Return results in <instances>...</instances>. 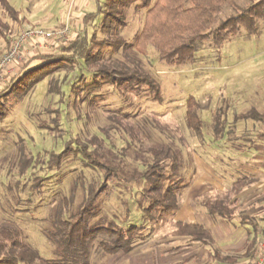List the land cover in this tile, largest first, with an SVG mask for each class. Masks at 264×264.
<instances>
[{
    "label": "rangeland",
    "instance_id": "1",
    "mask_svg": "<svg viewBox=\"0 0 264 264\" xmlns=\"http://www.w3.org/2000/svg\"><path fill=\"white\" fill-rule=\"evenodd\" d=\"M65 2L11 0L25 22L20 27L7 20L14 29L10 39L26 25L48 31L65 28L50 25L59 15L53 12H61ZM136 5L137 2L126 9L124 26L106 34L108 40L121 39L126 45H91V52L101 50L96 64L103 69L115 64L131 69L140 67L157 83L160 98L154 100L146 86H136L132 81L120 83L106 73L92 76L87 70L94 69L89 67L82 71L83 81L76 82L80 91L72 92L69 83L77 79L80 64L73 69L65 67L52 79L44 77L17 103L9 95L1 98L0 102L9 106V113L0 120V229L15 230L20 240L50 258L54 248L46 234L52 231V223L61 216L68 218L82 206L90 190L98 189L104 182L102 172L91 164L86 150L94 161L117 167V178L105 181L111 192L97 199L96 215L90 222L100 226L141 227L134 240L140 244L131 253L105 254L95 248L103 236L96 237L88 245L89 264H122L134 253L142 255L138 264H170L174 260H180L176 264H218L216 256H229V250L234 252L248 242L249 238L243 234L248 237L253 229L243 224L239 216L231 222L211 219L199 205L200 197H222L232 202L236 212L244 211L245 217H261L264 221V190H260L263 198L250 206L239 204L228 192L234 179L243 175L252 180L245 189L256 185L259 179L258 188L264 184L263 175L252 176L246 170L259 162L256 157L258 149L264 147V140L257 135L264 132V124L237 118L251 109L264 115V21L256 22L254 33L241 29L217 46L211 41L201 43L194 61L176 68L160 63L152 47H148L145 55L134 51L132 45L144 19V10ZM63 12L65 18V9ZM229 14L231 10L224 8L217 19ZM97 39L103 40L105 35L98 33ZM4 48L0 40V51ZM81 64H85L84 60ZM50 80L61 94H48ZM93 82V90L87 91L85 83ZM188 97H193L201 107L203 141L185 124ZM219 108L225 112V129L230 131L226 135L228 141L223 143L213 139L211 130L213 113ZM56 111H60L58 123L53 122ZM150 147L168 152L162 171L166 179L163 186V182L160 184L162 191L177 183L181 206L189 199V192L196 195L197 187L203 192L191 200L196 212L211 219L209 225L216 226L225 237L236 233L233 238L216 240L212 235L205 245L188 238L176 240L170 235L176 222H197L179 218L181 207L166 215L160 209H155L151 217L144 214V208L155 195L147 192L150 183L134 180V175L151 163ZM236 147L251 149L240 154L235 153ZM65 149L68 151L59 166L48 168L49 155ZM27 156L33 159L30 167L23 162ZM171 165L175 166L173 170ZM227 244L235 247L223 248ZM159 245L162 249L174 247L171 255L160 254ZM150 247H154L153 251ZM244 252L245 248L239 252L237 264H253V259L243 257Z\"/></svg>",
    "mask_w": 264,
    "mask_h": 264
},
{
    "label": "trees",
    "instance_id": "2",
    "mask_svg": "<svg viewBox=\"0 0 264 264\" xmlns=\"http://www.w3.org/2000/svg\"><path fill=\"white\" fill-rule=\"evenodd\" d=\"M10 1L0 0V40L4 42L5 48L14 33V29L7 20L20 27L25 22L20 11L16 10ZM136 2L135 7L144 10V19L132 45L134 51L145 55L148 47H152L157 53L158 61L168 67L178 68L192 63L195 53L200 48L201 43L205 41H211L217 46L236 36L241 29L248 33H254L257 27L256 22L264 21V0H96V11L86 14L83 18L84 33L69 42L57 55H36L29 59L20 70H17L14 76L10 77L8 84L0 90V100L9 95L14 98V103H17L32 90L36 82L46 76L52 79L55 73L64 70L65 67L73 69L76 64H80L81 70L77 74V79L69 83L72 85V92L80 91L76 82L77 80L83 81L85 76L82 71L89 67L94 69L93 71L87 70L93 74L92 76L106 73L113 77L112 80L114 78L119 79L120 83L132 81L136 86H146L148 92L152 94V98L154 100L159 99L160 89L157 83L140 67L136 66L131 69L127 65L115 64L111 68L103 69L100 64H96L100 58L101 50L97 48L95 52H91V45L101 44L109 47L126 45L121 39L108 40L106 34H110L112 31L117 32L125 25V11ZM224 8H229L231 14L218 20L217 18ZM97 20L99 23L94 25ZM88 26L93 27L90 35L87 32ZM98 33L105 35V39L99 41L97 39ZM83 60L85 64L82 65L81 61ZM94 85L93 82L85 83L84 86L87 91H90L93 90ZM58 92L61 94L57 87H52L50 80L48 94H59ZM200 108L193 97L187 98L185 124L200 141H203L202 128L204 124L200 117ZM8 113L9 106L0 102V120L4 119ZM56 114L54 123H58L60 111H56ZM237 118L254 120L264 124V115L256 109H251ZM211 130L214 140L222 143L228 141L226 135L230 131L225 129L223 108H219L213 113ZM257 137L259 140H264V132L259 133ZM250 149L251 147H246L239 150L236 147L235 153L241 154ZM67 151L68 149L59 154L51 153L47 167H58L61 157ZM84 152L91 160V164L100 169L104 182L99 185L98 189L90 190L82 206L70 214L68 218L62 219L61 216L52 223V231L46 234L54 248L52 256L48 258L41 255L29 244L20 240L15 230L0 229V264H89L88 245L98 236H103V238L96 242L95 248L108 255L118 252L129 253L140 244L134 241L138 235V230H141L139 225L118 227L112 224L100 226L90 222L96 215L95 202L97 199L111 192V189L108 191L106 182L109 179L117 178V167L110 168L102 165L94 161L86 150ZM148 153L152 159L151 163L142 168L141 172H138L139 175H134V180L150 183L151 187L147 189V192L151 191L155 195L143 212L146 216L148 215L147 217H151L155 209H160L161 214L166 215L180 207L178 201L180 188L177 183H174L169 184L162 191V186L166 181L162 171L163 166H165L164 160L169 158L168 152L166 153V150L161 148L150 147ZM173 159L176 160V158ZM24 160L25 166L30 167L33 159L27 156ZM172 166L171 169L173 170L175 166ZM251 181L247 175L234 179L228 189L233 200L243 192ZM161 183L162 186L160 187ZM198 203L211 219L221 218L231 222L239 216L243 224L247 223L252 226L253 236L248 241L243 257H249L253 259V262L255 245L259 236L256 219L245 217L242 213L244 211L236 212L231 205L232 202H227L219 196H202ZM170 235L174 238H188L204 245L212 237L205 225L181 221L173 225ZM215 259L219 261L218 264H237V257L225 256L221 258L217 255Z\"/></svg>",
    "mask_w": 264,
    "mask_h": 264
},
{
    "label": "crops",
    "instance_id": "3",
    "mask_svg": "<svg viewBox=\"0 0 264 264\" xmlns=\"http://www.w3.org/2000/svg\"><path fill=\"white\" fill-rule=\"evenodd\" d=\"M103 1V0H102ZM64 8H61V12H53L54 14H59L57 15V21L55 23H51L47 22L48 24H50L51 26H65V27H69L68 31L69 34L71 33V37H68V42L63 43L61 41H53V40H37L35 42L30 43L28 45H26L23 49V55H22V60L18 61L17 63H14L11 67H10V77L14 76L15 73L17 72V70H20L21 67H23L26 62L31 59L32 57H35L36 55H57L60 50L65 47L69 42L75 40L77 38V36H79L80 34L82 35V33H84V25H83V18L86 14H90L96 11L97 9V3L96 0H66V2L63 4ZM65 9V18L62 15ZM60 12V13H59ZM55 17V16H54ZM56 18V17H55ZM99 20H97L94 25H96L98 23ZM25 27H30L28 25L24 26ZM40 28V27H39ZM93 27L92 26H88L87 28V32L90 35V33L92 32ZM3 50V49H2ZM1 50V51H2ZM0 51V53H1ZM10 79V78H9ZM5 87V86H4ZM3 88L2 85H0V90ZM258 149V148H257ZM258 150H260L259 155L256 157L258 158L257 163L252 164L251 166H248L246 168V170L252 175L255 176L256 174H260L264 176V147L259 148ZM260 180V179H259ZM258 180V182L256 183V185L244 189L243 192L235 199L238 201V203L240 204H247V205H252L253 203H255L257 200H261L263 198V195H260V190H264V184L258 188V185H260V181ZM191 188L194 189V187L192 186ZM195 191H196V195H191L189 192V199H187L183 205H181V215L179 216V218L181 219H189V220H195L197 221L196 223L198 224H202L205 225V227H209L207 228L210 232L211 235H213L216 240H223L224 238L227 239H231L233 238V236L236 234H230L227 237H225L219 230L218 228H216V226L214 225H209V222L211 219H209L205 214H199L196 212V210L194 209V207L192 206V199L197 196L198 193H202L203 191H200V189L198 190L197 187H195ZM258 202V201H257ZM253 219H256L257 222V231L264 225V221H262L261 217L257 218V217H250ZM181 222H185V221H181ZM208 225V226H206ZM251 228L252 226L250 224H248ZM253 229V228H252ZM252 231V230H250ZM212 236V237H213ZM248 237H246V233L243 234L244 238H249L247 239V241H249L251 239V237L253 236V232L249 234H247ZM176 239V238H175ZM178 239H187V238H178ZM177 240V239H176ZM248 242H244L239 248H235L234 252H230L228 251V255L232 256V257H240V251H242L243 248H246ZM162 245L158 246V249L160 250V254L164 253H170L169 255H171V250L174 247H166L165 249L161 248ZM235 246H233L232 244H227V245H223V248L225 249H230L233 248ZM154 247H150L149 249H151V251H153ZM132 252V251H131ZM130 252V253H131ZM239 253V254H238ZM255 253V252H254ZM140 253H134V257H130L127 258L123 261L122 264H138V260H140ZM173 257V256H172ZM170 256V259H175L172 258ZM180 262V260H174L173 263L170 264H176Z\"/></svg>",
    "mask_w": 264,
    "mask_h": 264
},
{
    "label": "built area",
    "instance_id": "4",
    "mask_svg": "<svg viewBox=\"0 0 264 264\" xmlns=\"http://www.w3.org/2000/svg\"><path fill=\"white\" fill-rule=\"evenodd\" d=\"M69 31L65 27L58 31H48L42 28L25 27L9 40L8 46L0 53V85L6 86L10 78V67L22 60L26 45L37 40H53L68 42ZM253 264H264V225L259 229L255 245V260Z\"/></svg>",
    "mask_w": 264,
    "mask_h": 264
}]
</instances>
